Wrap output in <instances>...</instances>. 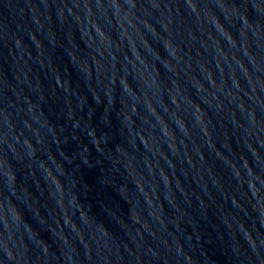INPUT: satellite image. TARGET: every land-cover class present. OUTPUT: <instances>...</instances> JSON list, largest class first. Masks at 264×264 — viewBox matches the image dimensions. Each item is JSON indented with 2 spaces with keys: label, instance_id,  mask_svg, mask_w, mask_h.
I'll return each mask as SVG.
<instances>
[{
  "label": "water",
  "instance_id": "water-1",
  "mask_svg": "<svg viewBox=\"0 0 264 264\" xmlns=\"http://www.w3.org/2000/svg\"><path fill=\"white\" fill-rule=\"evenodd\" d=\"M0 264H264V0H0Z\"/></svg>",
  "mask_w": 264,
  "mask_h": 264
}]
</instances>
